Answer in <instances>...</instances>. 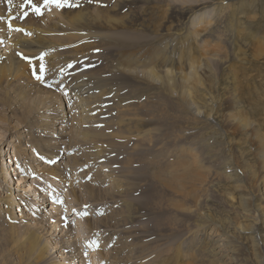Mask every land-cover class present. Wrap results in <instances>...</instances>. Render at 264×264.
<instances>
[{"label":"rangeland","instance_id":"rangeland-1","mask_svg":"<svg viewBox=\"0 0 264 264\" xmlns=\"http://www.w3.org/2000/svg\"><path fill=\"white\" fill-rule=\"evenodd\" d=\"M79 1L71 3L78 5ZM103 1L97 0L102 6L94 7L109 8L111 14L118 12L112 6L119 0H110V4ZM132 1L131 7L120 10L119 15L127 16L123 22L113 21L106 29L96 28L86 35L84 39L97 40L89 55L72 58L74 54L53 47L76 37L63 28L45 40L49 49L40 57L22 50L28 62L13 61L0 68V165L13 163L11 158H15V145L19 143L38 161L35 173H31L21 157L25 182L18 180L21 176H13L10 190L15 201L8 198V186L0 181V195L7 196L0 199V249L6 248L10 237L4 228L16 230V240L23 235L16 227L29 225L34 235L47 242L49 259L61 264H208L207 260L212 264H264V223L255 214H245L240 196L247 194L234 186L228 165L236 163L235 152L241 150L259 171L252 156L254 152L260 154L259 147L250 144L246 136L252 129L248 133L234 131L224 118L227 111L238 109L264 136V0H202L198 8L191 5L194 2L179 0ZM33 2L43 4L42 0ZM7 4V0L0 4V27L8 35L0 30L3 53L19 32L9 26L7 15H12L13 9L9 10ZM170 5L186 12L185 18L177 20ZM68 7L52 5L44 8L41 16L34 14L42 21L31 17L29 4L25 7L28 15H21L16 23L31 38L33 35L27 33L42 31L55 22L64 23L62 16ZM12 17L18 18L19 13ZM197 27L200 34L189 36L190 29ZM176 33L184 37L174 40ZM84 39L79 44H87ZM128 40L139 44H128ZM160 45L171 51L168 69L185 72L187 68L180 67L184 63L206 60L209 64L201 71L209 74L208 79L193 89L199 111L182 106L177 95L165 93L160 82L152 83L144 75L150 68L158 69ZM186 50L189 54H184ZM45 55L55 71L50 68L40 72L44 63L39 62ZM120 61L130 67L105 87H111L112 93L102 98L92 125H80L76 121L78 111L74 110L79 103L73 94L70 97L65 79L70 83V78L82 74H106L119 67ZM61 69L64 72H58ZM54 75L56 81L50 78ZM228 100L235 102L233 106ZM67 105L73 108L68 132L66 125L61 128L58 124ZM85 130L92 137L84 138ZM51 141L59 153L47 161V153L36 148ZM189 152L194 158L185 156ZM173 162L177 163L174 175L179 177L178 183L170 182L162 172ZM46 165L61 168L60 175L44 173ZM39 202L45 204L36 205ZM10 204L16 215L11 223L4 216ZM242 225L252 231L243 232L239 228ZM223 234L233 240L222 247L225 254H208L212 244L225 238ZM68 238L73 248L67 256L62 246Z\"/></svg>","mask_w":264,"mask_h":264},{"label":"bare ground","instance_id":"bare-ground-1","mask_svg":"<svg viewBox=\"0 0 264 264\" xmlns=\"http://www.w3.org/2000/svg\"><path fill=\"white\" fill-rule=\"evenodd\" d=\"M3 1L4 0H1L0 4ZM24 1L25 0H22L23 4H24ZM96 1L97 0H80L78 5H76L75 7H68V9L65 10V13L62 16L65 20L64 23L60 24L59 22H55L53 24L48 25V27L42 31L35 30L32 32H29L33 35L31 38L24 35L23 31L22 32L19 31L16 38H13L10 41V42H12V45H8V47L4 53L2 51L0 52V68H5V67H8L9 65H12L13 61L28 62L25 59V56H24V53L22 50H26L28 52L36 54L37 58L40 57V55L42 53H44L46 50L49 49V46L44 43L45 40H47L49 35L57 32V31H61V30H63V28H65L69 32L68 33L69 35L76 36V37L74 39H70V40L65 41L63 44L55 43L53 47L60 48L64 52H70V53L74 54L72 58H75L78 55H84L85 53L87 55H89L92 50H95V48L97 46V44H96L97 40L94 38L84 39L86 37V35L92 33L94 31L93 29H96V28L106 29L113 21L120 20L123 22L127 16L119 15L120 10L122 9V11H123V8L131 7L133 4L132 0H119V1L115 2L112 6V8L114 10H116V8H118L119 9L118 12L111 14L109 8H107V9L95 8L96 6L97 7L102 6V4L100 6V4L97 3ZM104 1L108 2V4H110V2H109L110 0H104ZM139 1H142V0H139ZM179 1H182L183 3L194 2L191 5L196 6V8H198L200 5L203 4V3H201L202 0L201 1L200 0H179ZM38 5H39V3H38ZM8 7H11L13 9V11L11 12L12 15H10L9 12L7 15L9 20H11L12 25L10 27L15 28V29H22V27L20 25H18V23H16V20L17 19L19 20L21 15L23 16V13L27 10L25 8L20 7V0H13V4L11 6L8 5ZM106 7H107V3H106ZM169 7H171V9H173L171 14L173 16H175L177 18V20H183L185 18L186 12L182 11L178 6L170 5ZM18 13H19V17H18ZM2 14H3V12L0 11V15H2ZM34 14H36V13L33 12V10H31V17L32 18H38V19L41 18V17H34ZM12 16H17L18 18L13 19ZM41 20L45 21L43 18H41ZM122 22L120 24L121 26L123 25ZM201 22H203V20ZM15 25H16V27H15ZM130 28L131 27H129V29ZM0 30L3 31L5 37L8 36L7 31L5 30V28L3 26L0 27ZM91 30H93V31H91ZM97 34H99V33H97ZM188 34H189V36H191V34L199 35L200 30L198 29V27L193 28V29H190ZM180 35H182V34H180ZM180 35L176 33L174 40H178V37H180V39H181L182 37ZM188 38H190V37H188ZM82 39H84L83 41H87V44H79V42ZM185 39L187 40V37ZM159 41L164 42V39H161ZM132 43L139 44L136 41L128 40V44H132ZM122 44L123 45L127 44V41L122 40ZM217 44H219V43H217ZM212 46L213 45H211V47ZM215 47L214 48L212 47V48L215 50ZM191 48H193V47H190V50H191ZM219 48H221V47H219ZM173 49H175V48H173ZM203 49H205V48H203ZM208 49L210 50L211 48H208ZM206 50H207V48H206ZM157 51L160 53L159 57L156 59L158 69L155 70V68H150L145 73L143 72L144 75H146L147 78L149 79V81L152 83L160 82L161 89L163 91H165V93H167L169 95H177L179 97V101L182 102L181 103L182 106H186L187 108H190L194 112L199 111L198 107L194 101L195 93H194L193 89L197 88L199 85H204L205 80L208 79L209 74H207L205 72L201 73V71H202V69L206 70L209 67V64L207 62H205L206 60L204 62H201L198 64H195L193 61L194 64L190 63V65H188L187 63H184L183 65L180 66L181 68H182V66L187 68V71H185V72H184V70L175 71V70L167 68V66H168L167 62L169 60L167 56H169V54L171 52L169 50V47H167L165 45H160L159 47H157ZM172 52L174 53L173 50H172ZM139 53H140L139 55H141V56L143 55V52H139ZM206 53H207V51L205 52V54ZM210 53L212 54V52H210ZM135 54L138 55V53H135ZM184 54H189V52L186 50L184 52ZM22 55L24 58H21ZM203 57H205V56H203ZM187 58H189V56H187ZM49 60H50L49 56L45 55L44 58L39 62V65L41 63H44L40 72H42L43 69L49 71L50 68H52L51 69L52 71L53 70L55 71L53 64ZM184 61H186V60H184ZM59 62H61V64L65 63L62 60H59ZM127 65L128 64L126 62L120 61L119 67L115 68L114 70H112L106 74H100L97 72L82 74V75L77 76L73 80H71V78H70V83H69V81H67L65 79L64 82L68 83L67 86H68V90L70 91V94H71L70 97H72V94H73V96H75V99H77V102L79 103V107L74 108V110L78 111L79 117L76 121L80 122V125H85V126L92 125V120H94L93 114H95V112L97 111V107L101 104L102 98L104 97V95L107 96V93H108V95H110L112 93L111 87L108 86V90H106L105 87L109 83H115L116 79L118 80L119 73L125 72L126 69H128L130 67ZM64 70L61 69V71L58 70V72L62 73V72H64ZM158 71L164 72V74H160V72H158ZM64 75L67 78V74H64ZM68 76H70V73ZM62 77H63V75H62ZM50 78H53L54 81H56L55 79H57V78H55V75L50 77ZM50 78L46 79V80H51ZM69 85L71 86V90L69 88L70 87ZM237 88H235V89H237ZM236 96H237V94H236ZM236 96H234V98ZM228 101H229V106L230 105L233 106V104L235 103V102H231L230 100H228ZM232 101H234V100H232ZM219 102H220V100H219ZM210 104L211 103H209V107L211 106ZM206 107H208V106H206ZM214 107H216V105ZM211 109H212V106H211ZM72 110H73V108H71L70 105H67V107H64V112L61 113V121L59 123L57 122L58 124L62 125L61 128H64L66 125L65 130L67 132L71 128V126L70 127L67 126V123L71 122L70 119L72 116V114H71ZM232 110H233V108H232ZM224 118H225L226 122L228 123L229 127L231 129H233L234 131H246L247 132V131L252 129V132L250 134H246V136H249L248 138H249L250 144L258 145V147H259V153L260 154H258V152H257L258 155L256 156V153L254 152V155H252L253 159L256 158V160L259 164V166H257L258 170L260 169L259 171H256L255 166L250 164L245 159L246 156L244 155L243 152H241V150H236V152H235L236 154H238L236 160H234V161H236V163L233 162V163H229L228 165L231 168V171H233V173L230 176H232V178H234V181L236 183V184H234V186L239 187L242 191L245 190V192L247 194V196H244L243 194L240 196V201L242 202V208L245 211V214L247 216L255 214V217H258L259 220H261L264 223V136L261 135V132L259 131V129H255L256 128L255 125H253L252 122L249 121L248 118L245 117L242 112L238 111V109L235 112L227 111L226 114L224 113ZM123 122L124 123L126 122L125 124L127 126H131L130 121L124 120ZM88 123H89V125H88ZM23 133H24V131L20 132V134H23ZM83 134H84V138L92 137V136H89L90 131H88V130H85L83 132ZM63 135L64 134H62L60 136H63ZM243 139H242V141H243ZM245 139H246L245 142H247V138H245ZM232 141H234V140H232ZM239 141H241V140H239ZM53 145L54 144L51 141V142H49V145H47V146L39 145L38 149L36 148V150L41 153V149H43V151H45L47 153V154H45L44 157L48 161L49 157H51V156L57 157V155L59 153V151H55ZM51 148L54 150H51ZM186 155H187V158L189 157V159L194 158L193 154L190 152L186 153L185 156ZM1 156H3L2 150H0V157ZM14 157L15 158H13V157L11 158L12 159L11 162H13V163L9 162L7 165L6 164L0 165V181L2 183H5L8 186L7 191L9 193L7 192L8 193L7 196L9 195L8 198L12 201H15L14 199H12L13 193H11V190H10L11 189L10 188L11 182H13V180H15V178H13V176H16V178L21 176V178L18 180L25 182L24 181L25 176L23 175L22 170H21L20 165H19L20 160H22L21 157L24 158V160L26 161L27 166L29 167L31 173H33V172L35 173L34 169H37L35 162H38L37 159L34 158L35 156L33 155V153L31 154L28 151V149L23 145V143H19V144L15 145ZM49 163L51 164V162H49ZM176 164L177 163L174 164V162H173L168 167L164 168V170L162 171L163 174L165 175V178L168 179L170 182H174V183L180 182L179 177L174 175V174H176L175 173L176 172ZM10 166L13 167L14 169L9 170ZM52 166H53V164H52ZM44 167H45L44 173H46V174H51L52 176H59L61 173V172H59V171H61L60 170L61 168L58 170L56 167H51L50 165H46ZM44 167L42 169H44ZM13 170H14V172L11 173V171H13ZM27 173H25V174H27ZM243 173H245V174H243ZM186 177H188V176H186ZM244 177L247 178V180L243 179ZM60 178L64 180V176H60ZM17 182H19V181H17ZM26 192H28V190H26ZM38 192H40V191H38ZM28 195L29 194H27V196ZM7 196L5 194H3V196L0 195V199L3 197L6 198ZM231 196H232V193H231ZM232 198L235 199L234 196H232ZM42 200H44V199H42ZM258 200H262V202H258ZM13 204H14V202H13ZM13 204L6 205L7 208L4 209L7 212V214L4 216L8 217V220L10 221V223L12 221H14L15 220L14 218L16 217ZM44 204H45L44 202L36 203V205H44ZM49 214L50 213H48L47 216H50ZM52 217H55V216H52ZM48 218L49 217H46V220ZM65 219L63 218V220L68 224L69 221H67ZM52 223H55V222H52ZM86 224H87V222H86ZM87 225H89V224H87ZM239 225H241V223ZM16 228L23 231V235H22L21 239L16 238V240H15L16 230L11 229V228H8V229L4 228V230L9 231L8 234L10 237L7 238L6 248L3 246V248L1 247V249H0V259H1L0 264H13L16 260L19 262V264H21L22 261L25 263L28 262V264H61L57 260L49 259L50 254H49V247L47 245V242L41 240L39 238V236L37 237L36 235H34L32 233V229L29 225H20L19 227H16ZM53 228L56 231V229H57L56 224L53 225ZM239 228H240V230L242 229L243 232H251L252 231V229H250L251 227H246L245 225H242ZM225 235L226 234H223L221 236H225ZM221 236H219L218 239ZM227 237L228 236H225V238H223V240L219 241V242H222L221 243L222 245H220V244H219L220 246L214 245L216 243H219L216 240L217 242L212 244L210 246V248L208 247L209 248L207 250L208 254H213L215 256V255L222 252L223 253L222 256H223L225 254L226 250L224 251L222 247L225 246L226 244H228V242H230V243L233 242V240H231ZM70 240L71 239L68 238V241L63 242L64 244L62 246V248H63L62 250H64V252L68 251V254L64 253L67 256L69 255V253L72 252V248H73L72 246H70V244H71L69 242ZM40 241L46 243V244L44 243L45 245H43L44 248L41 247ZM50 243H52L53 247L57 246V244L55 242H50ZM225 247H227V246H225ZM217 249H220V250L217 251ZM216 251H217V253H216ZM207 263L212 264V260H207ZM70 264H74V263L70 262Z\"/></svg>","mask_w":264,"mask_h":264},{"label":"snow or ice","instance_id":"snow-or-ice-1","mask_svg":"<svg viewBox=\"0 0 264 264\" xmlns=\"http://www.w3.org/2000/svg\"><path fill=\"white\" fill-rule=\"evenodd\" d=\"M7 3L9 6H11L13 4V0H7ZM31 5V8L33 10V12H35L37 15H42L43 13V9L46 8V7H49V6H56L58 8H62L64 6H76V5H73L71 3V0H43V4L42 5H38L37 3H34L33 0H26V2L24 4H21L20 7L21 8H25L27 7L28 5ZM11 10V7L10 9ZM50 10V8H49ZM24 16H27L28 13L25 11L23 13ZM14 18V17H13ZM9 23V26H11V20L8 21ZM17 31H25L23 29H17ZM28 35H31V33H27ZM43 67V66H41ZM37 79L40 80V79H43V77L41 76H37ZM62 203V201H60ZM98 243V242H97Z\"/></svg>","mask_w":264,"mask_h":264}]
</instances>
